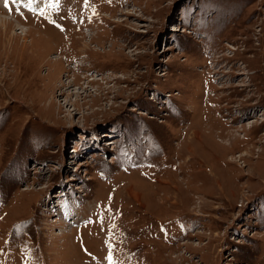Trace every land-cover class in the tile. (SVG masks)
Masks as SVG:
<instances>
[{
    "label": "rangeland",
    "instance_id": "374dc122",
    "mask_svg": "<svg viewBox=\"0 0 264 264\" xmlns=\"http://www.w3.org/2000/svg\"><path fill=\"white\" fill-rule=\"evenodd\" d=\"M6 9L0 264H264V0Z\"/></svg>",
    "mask_w": 264,
    "mask_h": 264
},
{
    "label": "bare ground",
    "instance_id": "6f19581e",
    "mask_svg": "<svg viewBox=\"0 0 264 264\" xmlns=\"http://www.w3.org/2000/svg\"><path fill=\"white\" fill-rule=\"evenodd\" d=\"M11 1V0H10ZM12 2V1H11ZM13 2H16V0H14ZM40 4H37V5H29V8H34V9H37L39 8ZM20 7V6H19ZM40 10V9H39ZM29 32V31H28ZM39 37V36H38ZM35 41V40H34ZM34 41L32 40L30 42V46H32L34 44ZM59 58H55L54 61H57L58 62ZM180 165V164H179ZM158 181V179H157ZM133 196V198L138 202L139 201V197H138V193L137 192H131V197Z\"/></svg>",
    "mask_w": 264,
    "mask_h": 264
},
{
    "label": "snow or ice",
    "instance_id": "6c2138e0",
    "mask_svg": "<svg viewBox=\"0 0 264 264\" xmlns=\"http://www.w3.org/2000/svg\"><path fill=\"white\" fill-rule=\"evenodd\" d=\"M8 6V3H7V0H5V7H7Z\"/></svg>",
    "mask_w": 264,
    "mask_h": 264
}]
</instances>
